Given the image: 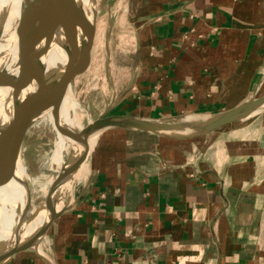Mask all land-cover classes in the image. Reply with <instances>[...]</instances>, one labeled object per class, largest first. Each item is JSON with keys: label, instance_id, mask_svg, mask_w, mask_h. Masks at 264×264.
I'll return each mask as SVG.
<instances>
[{"label": "crops", "instance_id": "obj_1", "mask_svg": "<svg viewBox=\"0 0 264 264\" xmlns=\"http://www.w3.org/2000/svg\"><path fill=\"white\" fill-rule=\"evenodd\" d=\"M133 11V61L108 115L200 121L264 95V0ZM87 159L46 253L13 264H264L263 109L190 139L106 129Z\"/></svg>", "mask_w": 264, "mask_h": 264}, {"label": "bare ground", "instance_id": "obj_2", "mask_svg": "<svg viewBox=\"0 0 264 264\" xmlns=\"http://www.w3.org/2000/svg\"><path fill=\"white\" fill-rule=\"evenodd\" d=\"M21 8L22 0H0V131H4L6 128L4 125L15 117L18 110V93L23 88L24 69L22 62L17 58L22 35ZM89 10V4L83 0H59L55 20L49 22L43 20L46 71L53 82L57 81L59 73L66 66L73 63L75 53L73 52L71 56L70 54L76 46V36L87 28L85 25L87 22L92 24L87 15ZM80 105L73 96L71 87L58 116L55 117L50 112L43 119L50 122L58 134L56 150L53 153L58 171L63 168L62 165L73 168L76 162L82 161L80 169L72 176L61 177L56 184V180H53L50 188L54 185L55 196L48 199L47 190L45 195L49 201L46 200L45 204L37 208L29 219H26L30 202L29 189L21 149L9 157L0 159V245L8 243L13 246L25 238L33 239L46 227L51 217L64 209L69 202L72 195L70 181L80 178L88 162L87 158L100 136V133H96L88 142L83 137L82 131L85 126L82 122L83 114L79 112ZM263 108L264 105L261 109ZM194 119L187 118L188 121ZM92 121L93 119L89 123ZM77 129L81 133L79 131L77 133ZM70 149L73 153L66 161L64 153ZM37 250L44 255L41 246H38Z\"/></svg>", "mask_w": 264, "mask_h": 264}, {"label": "water", "instance_id": "obj_3", "mask_svg": "<svg viewBox=\"0 0 264 264\" xmlns=\"http://www.w3.org/2000/svg\"><path fill=\"white\" fill-rule=\"evenodd\" d=\"M58 3L59 0H22L20 22L22 35L20 36L17 58L20 59L23 65L24 81L23 88L18 93L16 115L4 125L6 126L5 130L0 131V159L9 157L16 150L21 149L29 130L39 124L47 123L43 119L48 113L51 112L55 117L58 116L69 89L90 68L95 30L94 26L87 22L85 24L87 28L76 36L73 63L66 66L59 73L56 82H53L46 71L43 23L55 20ZM263 105L264 95L248 100L242 105L211 119L200 121L182 120L178 123L111 116L105 113L88 123L82 133L87 142L92 135L111 128L137 129L172 138L190 139L215 132L242 120L259 111ZM81 161L76 162L68 174L62 175V178L64 176L68 178L75 174L81 167ZM55 194L56 189L53 187L48 199L55 196ZM64 209L52 216L46 227L40 230L33 239L30 238L22 244H14L7 251L1 253L0 264H3L18 251L29 247L37 250L41 239L47 235L49 227L62 214Z\"/></svg>", "mask_w": 264, "mask_h": 264}, {"label": "rangeland", "instance_id": "obj_4", "mask_svg": "<svg viewBox=\"0 0 264 264\" xmlns=\"http://www.w3.org/2000/svg\"><path fill=\"white\" fill-rule=\"evenodd\" d=\"M83 1L89 4L90 10L87 15L95 30L93 54L90 68L73 83L72 93L79 101V105L81 103L82 111L79 112L83 114L82 122L86 126L91 119H97L105 113L109 114L110 106L117 99V91L124 83L126 68L133 61L131 32L133 10L137 8L140 0ZM72 53L73 50L70 56ZM78 131L81 133L79 129L76 130L77 133ZM57 140L56 130L50 122H47L30 129L21 146V158L25 167L30 200L26 219H29L32 213L44 204L46 191L50 193L54 187L53 185L50 188L53 180H56V184L62 175L68 174L72 168L62 165L63 168L59 170L60 172L58 171L57 163L53 160ZM72 151L70 149L69 152L64 153L66 161L70 159ZM80 181L77 178L70 181L72 192L82 182ZM27 240L29 239L25 238L19 241V244ZM41 242L39 246L46 253V236L41 239ZM10 247L8 243L1 244L0 254ZM25 254L37 255L38 251L31 247L26 248L14 253L3 264H13L20 255Z\"/></svg>", "mask_w": 264, "mask_h": 264}]
</instances>
